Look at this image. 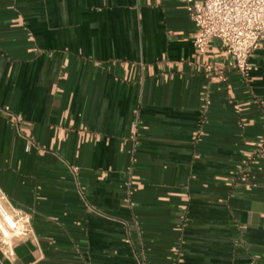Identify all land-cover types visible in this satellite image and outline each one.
I'll list each match as a JSON object with an SVG mask.
<instances>
[{"label": "crops", "instance_id": "crops-1", "mask_svg": "<svg viewBox=\"0 0 264 264\" xmlns=\"http://www.w3.org/2000/svg\"><path fill=\"white\" fill-rule=\"evenodd\" d=\"M195 32L179 0H0V189L34 231L0 264H264V42L221 80Z\"/></svg>", "mask_w": 264, "mask_h": 264}, {"label": "built area", "instance_id": "built-area-1", "mask_svg": "<svg viewBox=\"0 0 264 264\" xmlns=\"http://www.w3.org/2000/svg\"><path fill=\"white\" fill-rule=\"evenodd\" d=\"M196 26L194 49L197 58L207 55L216 42L225 58L224 65L205 63L209 75L214 69L225 80V70L245 76L256 69L252 58L264 42V0H179ZM18 120L17 117L13 118ZM29 141L26 151L34 146ZM76 172V170H75ZM32 215L14 206L0 189V249L11 261L16 244L33 239Z\"/></svg>", "mask_w": 264, "mask_h": 264}]
</instances>
